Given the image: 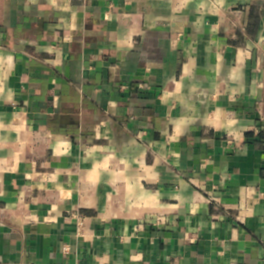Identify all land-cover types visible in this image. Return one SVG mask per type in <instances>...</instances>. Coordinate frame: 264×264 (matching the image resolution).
<instances>
[{
  "label": "crops",
  "instance_id": "obj_1",
  "mask_svg": "<svg viewBox=\"0 0 264 264\" xmlns=\"http://www.w3.org/2000/svg\"><path fill=\"white\" fill-rule=\"evenodd\" d=\"M76 262L264 264V0H0V264Z\"/></svg>",
  "mask_w": 264,
  "mask_h": 264
},
{
  "label": "built area",
  "instance_id": "obj_2",
  "mask_svg": "<svg viewBox=\"0 0 264 264\" xmlns=\"http://www.w3.org/2000/svg\"><path fill=\"white\" fill-rule=\"evenodd\" d=\"M146 89H148L147 88V85H145V84H141L140 85V90H146ZM82 226H83V223L81 222V220L80 221H78V231L80 232L81 230H82ZM74 264H86V263H81V262H76V263H74ZM98 264H100V263H98Z\"/></svg>",
  "mask_w": 264,
  "mask_h": 264
}]
</instances>
